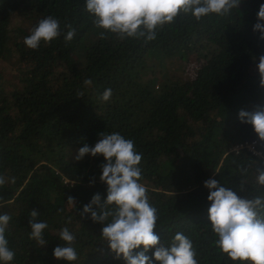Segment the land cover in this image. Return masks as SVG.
Here are the masks:
<instances>
[{
  "label": "trees",
  "instance_id": "trees-1",
  "mask_svg": "<svg viewBox=\"0 0 264 264\" xmlns=\"http://www.w3.org/2000/svg\"><path fill=\"white\" fill-rule=\"evenodd\" d=\"M262 4L241 0L228 16L199 21L181 13L145 42L107 33L101 39L85 0H0V214L11 217L5 232L15 253L10 264H126L102 238L103 225L81 215L95 194L106 199L104 158L75 159L84 144L93 147L101 134L114 132L142 154L140 183L157 210L154 232L161 244L170 246L182 232L198 264H249L231 261L216 247L204 182L214 178L242 198L264 197L256 184L264 142L238 116L264 108L257 69L264 40L253 31ZM16 15L27 28L12 26ZM48 16L60 21L61 36L27 48L24 39ZM67 25L76 31L70 42L64 40ZM175 57L190 64L188 77L158 84L155 66ZM6 63L14 67L8 77ZM109 88L110 100L101 101ZM32 210L48 225L44 245L29 238ZM64 227L75 236L72 262L53 256L64 246ZM154 251L146 255L158 264Z\"/></svg>",
  "mask_w": 264,
  "mask_h": 264
},
{
  "label": "clouds",
  "instance_id": "clouds-1",
  "mask_svg": "<svg viewBox=\"0 0 264 264\" xmlns=\"http://www.w3.org/2000/svg\"><path fill=\"white\" fill-rule=\"evenodd\" d=\"M240 3L241 0H85V10L94 26L102 30L101 39L107 38V33L120 40L142 38L150 42L157 38L158 30L173 23L181 13L191 14L197 21L213 14L226 17ZM66 27L69 30L64 40L70 42L76 31L71 25ZM253 31L260 34V40H264V4L259 8ZM60 36V21L48 16L31 30L24 44L36 50L41 42L49 44ZM257 69L260 87L264 88V55L259 57ZM84 84L91 85L92 81L86 79ZM111 96L109 88L99 99L107 102ZM238 116L240 122L250 124L259 141L264 142V108L241 110ZM86 155L103 156L105 163L101 165L100 181L107 186V196L101 202L100 194H95L83 207L81 215L90 214L93 222L103 225L102 238L117 258L122 257L126 264H153V259L146 253L155 249L153 256L158 264H198L193 243L184 233L177 232L170 246L161 244L155 234L157 210L149 202L147 188L140 183L142 154L135 150L132 140L119 133H104L93 147L84 144L75 159L80 161ZM260 157L264 164V157ZM12 182H15L14 178ZM4 183V177L0 176V186ZM256 184L264 188V168L257 169ZM204 187L209 190L207 199L211 206L208 219L218 237L215 241L218 250L233 262L264 264V197L242 198L214 178L205 181ZM68 202L74 205V198L69 197ZM30 215L29 238L44 245L43 233L48 225L37 222L39 213L36 210H32ZM10 219L6 213L0 214V264H10L15 257L5 237ZM59 238L65 243L54 248V258L67 262L77 260V252L72 246L75 236L64 227ZM141 247L142 250L134 254V250Z\"/></svg>",
  "mask_w": 264,
  "mask_h": 264
},
{
  "label": "rangeland",
  "instance_id": "rangeland-1",
  "mask_svg": "<svg viewBox=\"0 0 264 264\" xmlns=\"http://www.w3.org/2000/svg\"><path fill=\"white\" fill-rule=\"evenodd\" d=\"M12 26L14 28H27L28 24L26 21H23V18L20 17V15H16L15 18L12 19ZM6 62V61H5ZM5 62L2 64V68L4 67ZM7 67L9 68L5 73L7 74V77L10 76L11 71L14 70V67L6 63ZM191 71V66L190 64L187 63V60L180 58V57H175L172 58L168 61H166L163 65L155 66L153 73L155 78L157 79L158 84L162 83L164 80H166L170 76H177V74L182 75L183 77H188L189 73Z\"/></svg>",
  "mask_w": 264,
  "mask_h": 264
},
{
  "label": "built area",
  "instance_id": "built-area-1",
  "mask_svg": "<svg viewBox=\"0 0 264 264\" xmlns=\"http://www.w3.org/2000/svg\"><path fill=\"white\" fill-rule=\"evenodd\" d=\"M255 144H256V141H252V142H251L250 149H254ZM263 157H264V156H263Z\"/></svg>",
  "mask_w": 264,
  "mask_h": 264
}]
</instances>
